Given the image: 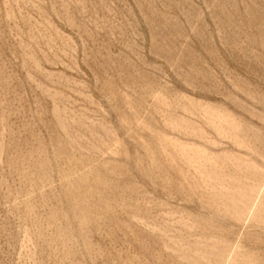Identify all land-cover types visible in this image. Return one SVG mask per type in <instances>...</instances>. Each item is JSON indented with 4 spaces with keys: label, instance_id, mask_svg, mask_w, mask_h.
<instances>
[{
    "label": "rangeland",
    "instance_id": "rangeland-1",
    "mask_svg": "<svg viewBox=\"0 0 264 264\" xmlns=\"http://www.w3.org/2000/svg\"><path fill=\"white\" fill-rule=\"evenodd\" d=\"M0 264H264V0H0Z\"/></svg>",
    "mask_w": 264,
    "mask_h": 264
}]
</instances>
